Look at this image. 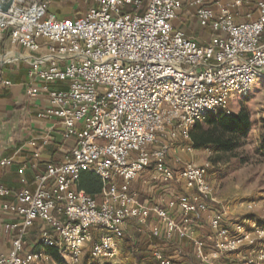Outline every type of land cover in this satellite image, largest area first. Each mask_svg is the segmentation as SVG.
Returning <instances> with one entry per match:
<instances>
[{
    "label": "built area",
    "instance_id": "obj_1",
    "mask_svg": "<svg viewBox=\"0 0 264 264\" xmlns=\"http://www.w3.org/2000/svg\"><path fill=\"white\" fill-rule=\"evenodd\" d=\"M209 1L91 0L79 17L58 19L48 13L50 0H16L4 14L0 30H9V49L1 61L28 64L27 96L47 97L39 117L56 119L65 142L75 138V144L40 168L51 135L25 143L34 188L25 175L20 189L0 185V197L11 198L3 209L18 217L4 226L11 249L0 254V264L50 259L28 248V230L38 221L37 244L57 248L66 264L85 257L119 264L128 224L162 240L151 249L160 264H183L187 254L175 241L185 242L201 264H224L223 257L245 247V264L264 261V227L247 228L249 217L232 220L214 197L211 162L190 157L197 150L195 125L210 114L232 113L231 94H250L264 77V0H216V8ZM251 2L257 17L236 23L231 7ZM185 4L197 7L199 24L214 32L209 43L175 29ZM11 84L0 79V87ZM84 170L103 180L100 195L78 188ZM146 171L150 182L168 184V199L141 201L132 191ZM205 220L209 232L199 236Z\"/></svg>",
    "mask_w": 264,
    "mask_h": 264
},
{
    "label": "crops",
    "instance_id": "obj_2",
    "mask_svg": "<svg viewBox=\"0 0 264 264\" xmlns=\"http://www.w3.org/2000/svg\"><path fill=\"white\" fill-rule=\"evenodd\" d=\"M68 1H72L74 6L69 10H65L62 16H73V9L76 6L74 0H61L57 6H66ZM216 0L207 2V6L216 8ZM222 3H231L234 0H219ZM197 7L185 4L180 11L178 18L174 21V27L177 30L184 31L189 37L196 40L199 44L205 45L211 41L214 32L210 28L202 27L196 17ZM258 9L256 2L246 3L243 6H232L231 17L236 23L251 21L257 17ZM55 15V14H54ZM56 16V15H55ZM9 49V37L5 51L0 50V54H4ZM29 66L25 62H2L0 61V79L10 80V86L0 87V185H4L13 189H20L21 177L25 175L29 181L31 188H34V178L36 170L32 167L33 155L29 149L24 147L25 143L34 136H41L49 133L51 141L43 150L40 160V168H43L45 163L59 162L62 159L64 150L71 149L75 144V138H71L65 142L62 136L61 127L56 119L39 117V113L47 106V97L45 95L30 98L27 96L25 89L30 83L28 75ZM200 151V150H196ZM194 154L190 157L192 158ZM189 157V156H188ZM3 158H12L11 164L5 165L1 161ZM26 165L25 170L23 167ZM150 173L148 171L132 183V191L136 192L141 201H152L162 197L168 199L170 197V188L168 184H154L149 181ZM169 188V189H168ZM180 190V189H179ZM181 191V190H180ZM11 198L0 197V254H8L11 249V233H6L4 226L8 222L18 221V217L2 207L5 201ZM156 221L151 219V223ZM41 228V222H36L33 227L28 230V248L41 249L44 247L37 244V235ZM208 223L204 221L203 226L198 230L199 236H205L208 232ZM147 232V231H146ZM146 232H139L134 224H128L125 229V238L120 241V246L125 241L128 233H136L139 236L146 237ZM146 241L147 249H151L156 244H162V240L154 242L156 238H143ZM144 241V242H145ZM173 243V242H172ZM186 251L191 250L185 242L180 241L179 244L173 245ZM54 248V247H50ZM58 254L60 252L57 248ZM186 249V250H185ZM50 259L52 256L48 251ZM120 254V253H119ZM61 256V255H60ZM148 258L144 259L146 262ZM143 262V263H144Z\"/></svg>",
    "mask_w": 264,
    "mask_h": 264
},
{
    "label": "rangeland",
    "instance_id": "obj_3",
    "mask_svg": "<svg viewBox=\"0 0 264 264\" xmlns=\"http://www.w3.org/2000/svg\"><path fill=\"white\" fill-rule=\"evenodd\" d=\"M51 0L50 2L52 3ZM76 6L73 9V17L84 14L92 5L90 0H74ZM1 31V30H0ZM2 55V54H0ZM1 61V57H0ZM230 108L232 114H237L244 109L250 112L252 128L249 133L238 136V146L233 151L217 153L211 149H199L192 156L198 163H204L211 159L209 170V180L214 186V197L219 206L228 209L232 220H241L245 217L252 219L247 228L256 223L264 227V147H263V120H264V77L260 76L253 84L248 95L234 92L230 96ZM206 127L204 120L199 122ZM249 203H256L250 210ZM146 237L136 233H128L125 241L120 246L118 258L119 264H140L138 262V252L146 246L143 238L150 237L147 231ZM145 241V242H144ZM261 244L258 243L259 248ZM50 252V247H44ZM41 250V249H39ZM186 250V249H185ZM250 248H243L238 254L224 257L231 264H245ZM44 251V250H43ZM44 251V252H46ZM187 257L184 260L196 261L191 250H186ZM183 261V262H184ZM43 264H66L64 258L58 254V258L52 257ZM81 264H115L108 260L89 259L85 257ZM259 264H264L260 262Z\"/></svg>",
    "mask_w": 264,
    "mask_h": 264
},
{
    "label": "trees",
    "instance_id": "obj_4",
    "mask_svg": "<svg viewBox=\"0 0 264 264\" xmlns=\"http://www.w3.org/2000/svg\"><path fill=\"white\" fill-rule=\"evenodd\" d=\"M51 1V0H50ZM61 0H54L50 2L48 7V13L55 14L58 19L66 18L62 16L65 10L73 8L74 4L72 1H68L66 6H57ZM90 3L91 0L89 1ZM73 17V16H67ZM75 17H79L76 15ZM9 37V30L0 31V50L5 51L6 44ZM206 127L197 123L191 131V143L195 149H213L217 153H226L233 151L238 146L237 138L238 136L245 135L250 132L252 128L251 114L247 110H240L237 114H227L220 111L216 114H210L204 118ZM263 147H264V120H263ZM216 160L211 159L213 163ZM104 187L103 180L92 171L84 170L80 174V179L78 182V188L86 191L90 195H100ZM158 241V238L154 242ZM159 242V241H158ZM173 245L179 244V241L172 243ZM208 250V249H207ZM192 251V250H191ZM49 254L58 258V252L56 249L51 248ZM138 262L140 264H160L156 261L151 252L146 248L141 249L138 252ZM148 258L146 262L144 259ZM144 262V263H143ZM222 263L231 264L224 257L221 260ZM183 264H201L197 259L184 261Z\"/></svg>",
    "mask_w": 264,
    "mask_h": 264
},
{
    "label": "water",
    "instance_id": "obj_5",
    "mask_svg": "<svg viewBox=\"0 0 264 264\" xmlns=\"http://www.w3.org/2000/svg\"><path fill=\"white\" fill-rule=\"evenodd\" d=\"M16 0H0V27L4 21V14L14 5Z\"/></svg>",
    "mask_w": 264,
    "mask_h": 264
}]
</instances>
